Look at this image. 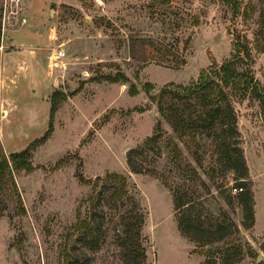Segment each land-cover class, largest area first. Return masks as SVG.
<instances>
[{
    "label": "rangeland",
    "instance_id": "374dc122",
    "mask_svg": "<svg viewBox=\"0 0 264 264\" xmlns=\"http://www.w3.org/2000/svg\"><path fill=\"white\" fill-rule=\"evenodd\" d=\"M238 1L235 15L220 0L163 5L22 0L26 23L10 28V36L5 32L0 51V64L7 60V77L13 79L4 85L7 95L0 106L4 152L24 150L47 129L48 114L24 130L29 95L49 99L56 91L66 99L55 114L51 137L32 153V172L15 175L25 213L16 215L11 206L0 212V264H65L66 253L84 258L85 264H122L115 234L132 203L144 218V264H204L205 250L177 228L175 193L186 194L208 223L233 226L231 236L215 247L234 239L244 253L237 264H264V114L259 102L250 90L229 92L254 200L255 222L245 229L237 200L242 189L235 174L220 164L215 143L177 138L149 98L169 83L190 85L201 70H217L239 55L232 51L236 37L249 51L247 58L240 54L239 71L264 88V55L255 48L264 42V0ZM16 43L30 45L29 50ZM60 50L65 57L56 60ZM118 74L127 82L104 81ZM146 83L153 87L149 94ZM131 85L138 90L135 96L129 95ZM157 122L162 137L153 151L132 156L142 171L133 173L127 158L152 136ZM113 173L126 178L128 198L119 208L103 202L97 208L102 239L97 250L89 251L77 243L81 233L75 226L91 211L90 198L101 191L102 182L93 186L97 178Z\"/></svg>",
    "mask_w": 264,
    "mask_h": 264
},
{
    "label": "trees",
    "instance_id": "16d2710c",
    "mask_svg": "<svg viewBox=\"0 0 264 264\" xmlns=\"http://www.w3.org/2000/svg\"><path fill=\"white\" fill-rule=\"evenodd\" d=\"M84 2L85 0H80ZM159 5L168 4L170 0H150ZM232 8L235 15L239 14L240 2L238 0H220ZM262 14V13H261ZM243 19L247 18L244 11ZM260 24L264 27V14L261 15ZM263 39V34L260 33ZM1 38V23H0ZM239 37L232 43L233 53L239 54L225 61L217 70L210 67L199 72L197 81L190 85L167 84L158 95L149 97L156 103L157 111L161 118L170 126L173 134L179 139L188 138L195 141L196 138L212 139L219 156V162L225 171H232L236 177V186L242 189L237 200L242 208V226L245 229L253 227L255 222L254 200L251 190V182L248 181V168L239 148V133L237 130V117L231 103L229 92L250 90L253 97L259 102L264 114V88L253 81L251 77L241 73L238 69L240 54L247 58L249 51L246 46L239 45ZM256 50L264 55L263 44H256ZM109 83H126L123 75L105 77ZM146 94L153 89L150 83L144 85ZM138 90L131 85L129 95L135 96ZM54 91L50 97V110L48 126L43 135L33 140L20 152L6 154L0 146V212L11 206L16 215H23L25 208L20 197L15 175L21 171L30 173L33 170L31 164L32 153L39 146L47 142L53 133V123L59 104L65 100ZM162 137V128L156 123L153 134L144 140L136 149L132 150L127 158L129 169L136 174L141 173L134 165L133 157L145 151H153L157 142ZM102 182L101 191L90 198V210L88 216L78 221L75 230L81 233L77 240L82 247L89 251H95L100 246L102 239V216L95 212L101 203L119 208L128 197L127 180L120 174H108L104 179L97 178L96 187ZM166 185V184H165ZM236 188V187H234ZM233 188V189H234ZM230 203V202H228ZM173 208L177 217V228L182 236L195 243L198 248L205 250L207 260L204 264H237L244 256L240 245L232 239L222 247L215 245L222 243L231 236L230 229L225 223H208L203 212L196 209L186 194L175 193L173 196ZM144 223L143 215L136 203L131 204L129 211L120 218L119 228L115 234V243L120 249L122 264H144L145 253L141 245V228ZM83 261V262H82ZM65 264H85V259L80 256L66 253ZM262 264V263H260Z\"/></svg>",
    "mask_w": 264,
    "mask_h": 264
},
{
    "label": "crops",
    "instance_id": "0c3cea01",
    "mask_svg": "<svg viewBox=\"0 0 264 264\" xmlns=\"http://www.w3.org/2000/svg\"><path fill=\"white\" fill-rule=\"evenodd\" d=\"M25 21H26V18H25ZM21 26H23V25H21ZM13 32H14L13 29H9L8 31H6L8 36H10V34H12ZM30 32H31V30H30ZM12 43L13 42H10L9 45ZM16 44L20 45L21 48H23V50H25V51L29 50L28 48L30 45L27 46V44H23V43H19V44L16 43ZM10 46H13V45H10ZM29 53H33V52H29ZM7 65H8V63H7L6 59L4 61H2L0 64V106H2V101L5 100V96L7 95L6 91L4 89V85L5 84L8 85L9 81L13 82V79H9L7 77V69H8ZM38 82H40V81L38 80ZM2 86H3V89H2ZM29 99L30 100L27 101V103H25V108H24L25 110L23 111L24 115H26V121L24 122V125H25L24 130L27 128L26 125H29L32 122L33 123L39 122L41 119V115H43V118H45L47 116V114L49 116V110H50V98L49 99L46 98L45 95L42 96L41 93L35 94V95L31 94V96L29 95ZM3 106H4V104H3Z\"/></svg>",
    "mask_w": 264,
    "mask_h": 264
},
{
    "label": "built area",
    "instance_id": "2783aa9c",
    "mask_svg": "<svg viewBox=\"0 0 264 264\" xmlns=\"http://www.w3.org/2000/svg\"><path fill=\"white\" fill-rule=\"evenodd\" d=\"M22 0H2L0 11V23H1V38H0V51L3 48L4 35L10 28L17 27V25H24L25 19L21 17ZM65 57L63 51L55 52L54 58L61 60ZM241 191V189H239ZM233 192H237V189H233Z\"/></svg>",
    "mask_w": 264,
    "mask_h": 264
}]
</instances>
